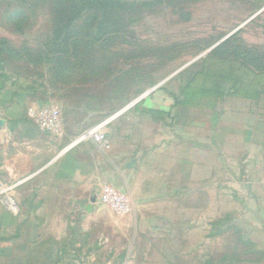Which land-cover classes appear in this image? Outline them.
Segmentation results:
<instances>
[{
  "label": "rangeland",
  "instance_id": "1",
  "mask_svg": "<svg viewBox=\"0 0 264 264\" xmlns=\"http://www.w3.org/2000/svg\"><path fill=\"white\" fill-rule=\"evenodd\" d=\"M62 1L0 0L7 96L25 94L28 108L60 107L62 136L79 131L76 140L154 89L108 123L110 145L147 146L157 134L173 142L136 172L129 210L101 201V191L87 216L68 205L47 206L41 228L26 229L35 235L31 243L19 239L14 255L0 253V264H264V184L248 186L239 165L224 164L216 142H202V131L211 130L202 121L218 102L207 87L230 83V73L243 75L258 66L252 56L264 55V0H124L107 30L91 22L88 30L75 28L77 55L52 63L40 52L60 9L70 10ZM146 100L172 107L170 113L137 109L136 119L125 117Z\"/></svg>",
  "mask_w": 264,
  "mask_h": 264
},
{
  "label": "crops",
  "instance_id": "2",
  "mask_svg": "<svg viewBox=\"0 0 264 264\" xmlns=\"http://www.w3.org/2000/svg\"><path fill=\"white\" fill-rule=\"evenodd\" d=\"M228 77L230 83L224 81L205 90L214 89L218 102L208 111L209 122L202 121V127L211 128L202 131V142H216L224 164L239 165L240 180L259 187L264 184V68L256 66L243 75L232 72ZM240 77L248 79L246 85L239 84ZM26 98L23 93L7 96L6 91L0 92V196L4 191L8 195L0 197V253L7 256L15 254L19 239L31 243L35 235L26 229L41 228L47 206L68 205L76 213L92 214L104 183L133 192L136 172L159 151L170 150L173 142L157 134L147 146L131 145L122 151H115L112 142L104 148L93 139L72 145L79 131L66 133L67 137L51 135L29 116ZM4 101L8 103L3 105ZM160 108L146 100L125 117L135 114L136 119L137 109L151 115V110L170 112L172 107ZM170 135L175 137L172 130ZM11 201L17 209H12ZM38 236L43 234L38 231Z\"/></svg>",
  "mask_w": 264,
  "mask_h": 264
},
{
  "label": "trees",
  "instance_id": "3",
  "mask_svg": "<svg viewBox=\"0 0 264 264\" xmlns=\"http://www.w3.org/2000/svg\"><path fill=\"white\" fill-rule=\"evenodd\" d=\"M65 2L69 3L70 10L66 12L60 9L61 18L56 22L53 32L51 34V41H48L46 44V48L40 52L48 62L51 61L54 63V60L62 57H73V55H77V39L73 38L76 33L77 27H81L82 29H89L91 26H87L91 23L94 27H96L99 31L107 30V27L114 23V18L112 16V12L116 8H124V6L128 3L124 0H63L61 4H65ZM89 13L88 16L85 14ZM84 17V18H82ZM80 20H83L81 24H79ZM92 20V21H91ZM76 28V29H75ZM88 43H90L88 41ZM224 48V49H223ZM223 51L222 55L226 53V47H220ZM218 49V52L221 51ZM240 52H238V58H240ZM247 61L249 59L247 58ZM251 61L258 65L260 68H264V55L256 54L251 57ZM70 66L75 67H86L84 62L80 61L78 63H73L72 61H67ZM51 70V67H49ZM52 71H50L51 73ZM9 73H7L4 67L0 68V92L5 90V82L9 80L11 77ZM16 79H14V82ZM7 92V91H6ZM27 92V91H26ZM25 92V93H26ZM13 94H17V91H14ZM150 113H170L168 111L163 110H151Z\"/></svg>",
  "mask_w": 264,
  "mask_h": 264
},
{
  "label": "built area",
  "instance_id": "4",
  "mask_svg": "<svg viewBox=\"0 0 264 264\" xmlns=\"http://www.w3.org/2000/svg\"><path fill=\"white\" fill-rule=\"evenodd\" d=\"M28 114L51 135L56 137L62 135L64 131V117L60 107L52 104H47L41 107L31 106L28 108ZM116 115L117 114L85 131L73 141L72 145L82 140L93 139L101 147L109 148L110 141L107 136V125ZM100 200L119 212H126L133 205V200L127 192H124L111 184L103 186L100 193ZM10 205L12 209H17V205L14 202L11 201Z\"/></svg>",
  "mask_w": 264,
  "mask_h": 264
},
{
  "label": "water",
  "instance_id": "5",
  "mask_svg": "<svg viewBox=\"0 0 264 264\" xmlns=\"http://www.w3.org/2000/svg\"><path fill=\"white\" fill-rule=\"evenodd\" d=\"M154 89L147 91L146 93L140 95L138 98H136L133 102H131L129 105H127L124 109H122L121 111H119V113L123 112L125 109L131 107L132 105L138 103L139 101L143 100L151 91H153ZM117 113V114H119ZM88 209L91 210L92 206H88Z\"/></svg>",
  "mask_w": 264,
  "mask_h": 264
}]
</instances>
